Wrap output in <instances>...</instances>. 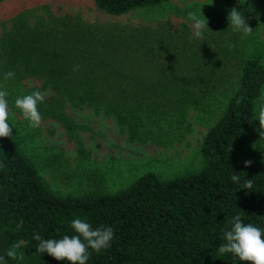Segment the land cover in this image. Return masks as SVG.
I'll return each mask as SVG.
<instances>
[{
	"label": "trees",
	"instance_id": "16d2710c",
	"mask_svg": "<svg viewBox=\"0 0 264 264\" xmlns=\"http://www.w3.org/2000/svg\"><path fill=\"white\" fill-rule=\"evenodd\" d=\"M92 1L107 15L121 16L169 0ZM62 28L6 33L0 70L14 71L16 81H40L25 95L49 92L38 105L43 118L71 128L66 108L87 107L112 117L138 143L179 137L186 108L201 99L197 90L218 81L212 64L228 59L211 42L203 46L204 39L164 29L81 28L72 22ZM263 90L261 56L241 59L236 87L201 141V167L167 179L147 171L114 193L57 195L13 132L0 138V256L6 264H68L38 253L33 235L71 236L72 219L81 218L93 228L114 230L110 247L89 249L86 264H245L219 248L235 215L264 230V165L245 167L239 160ZM13 245L23 260L6 256Z\"/></svg>",
	"mask_w": 264,
	"mask_h": 264
},
{
	"label": "rangeland",
	"instance_id": "374dc122",
	"mask_svg": "<svg viewBox=\"0 0 264 264\" xmlns=\"http://www.w3.org/2000/svg\"><path fill=\"white\" fill-rule=\"evenodd\" d=\"M249 6L250 10H246ZM233 7L245 10L246 22L253 29L250 35L235 32L228 25V12ZM200 10L211 30H204L203 46L207 42L215 44L228 59L224 60L225 64H212L213 76L218 81L197 90H201V99L186 108V129L179 137L162 141L164 143L130 141L126 131L112 117L97 114L87 107L66 108L73 121L71 128L42 116L40 126L32 128L15 107V99L31 89H39L40 81L30 78L5 81L4 72L0 70V84L9 93L8 123L22 151L52 192L60 196L100 191L114 193L147 171L167 179L199 169L202 164L201 141L221 115L236 87L239 62L253 56H261L264 61V0H248L245 5H240L238 0H169L121 16L107 15L92 0L0 1V40L15 29L27 33L34 29L59 31L69 22L81 28L82 24L96 29L139 27L141 30L164 29L192 36V21L187 13L192 11L199 15ZM48 93L42 92L46 96ZM262 108L264 90L254 117H258ZM259 131V121L253 119L239 146L241 162L264 165V136L260 137Z\"/></svg>",
	"mask_w": 264,
	"mask_h": 264
},
{
	"label": "clouds",
	"instance_id": "9594fccd",
	"mask_svg": "<svg viewBox=\"0 0 264 264\" xmlns=\"http://www.w3.org/2000/svg\"><path fill=\"white\" fill-rule=\"evenodd\" d=\"M240 5H245L248 0H238ZM250 10V6L249 9ZM245 10H238L233 7L227 16L228 25L235 32H241L244 35H250L253 29L246 22ZM188 19L192 21L191 27L193 35L190 39H203L204 30L208 29L207 19L201 13H187ZM211 31V30H210ZM232 45H229L231 47ZM79 65L73 68V71L79 70ZM14 71L4 73V80L8 81L15 78ZM9 93L3 84H0V138L10 137L12 135V126L8 123L9 119ZM45 100V95L40 91H34L30 94L18 96L15 99V107L18 108L23 117L29 121L30 127L40 126L42 117L38 105ZM259 121L260 137L264 136V108L261 109L258 117L252 118ZM245 167L251 165V161H245ZM240 176L233 174L231 180L238 182ZM246 187H252V181H246ZM230 227L223 232L225 241L219 248L221 253H231L238 257L239 261L245 264H264V230L254 226L251 223H243L240 215H235L229 220ZM71 228L73 235H64L60 239H44L39 232L33 235V239L38 242L36 251L38 253H47L57 261H66L68 264H86L90 257V251L100 252L110 247L114 238V230L110 226H100L93 228L92 225L84 219L73 218ZM6 256L11 259H24V254L18 252V246L13 245L6 250ZM0 264H6L4 256H0Z\"/></svg>",
	"mask_w": 264,
	"mask_h": 264
}]
</instances>
